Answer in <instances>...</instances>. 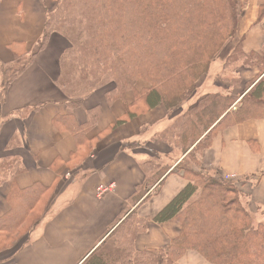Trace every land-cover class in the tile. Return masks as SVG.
<instances>
[{
    "label": "trees",
    "instance_id": "trees-1",
    "mask_svg": "<svg viewBox=\"0 0 264 264\" xmlns=\"http://www.w3.org/2000/svg\"><path fill=\"white\" fill-rule=\"evenodd\" d=\"M240 17L237 0H58L46 12L42 35L25 63L17 56L13 64L1 68V89L5 94L45 48L50 35L58 33L69 46L60 57L56 83L73 98L70 107H79L82 99L107 83L111 88L105 99L110 104L143 80L148 87L134 91L131 109L111 127L156 105L171 115L234 37ZM263 17L264 3L258 5L255 23ZM241 41L221 63L223 71L237 75L224 79L230 89L242 83L237 64L257 69L242 83L240 93H206L160 134L184 155L176 167L187 183L151 219L137 217L134 211L127 214L80 264H175L186 251L198 253L210 264H264V220H254L245 206L248 196L234 180L201 169V156L218 133L247 120L264 119V52L245 53ZM99 110L98 106L86 109V121L80 125L71 113L55 118V124L71 132L79 146ZM135 146L123 143V147ZM143 166L147 175L132 201L146 200L147 189L160 184L169 169L154 160ZM11 189L7 195L11 209L0 216V244L13 243L25 232V217L43 192L39 185L26 191ZM150 220L157 224L176 221L180 232L157 251L137 250L135 237L147 229Z\"/></svg>",
    "mask_w": 264,
    "mask_h": 264
},
{
    "label": "crops",
    "instance_id": "crops-1",
    "mask_svg": "<svg viewBox=\"0 0 264 264\" xmlns=\"http://www.w3.org/2000/svg\"><path fill=\"white\" fill-rule=\"evenodd\" d=\"M57 1L0 0V216L11 209L7 195L12 187L24 191L43 187L39 218L11 246L0 250V264H80L127 214L134 211L137 217L151 219L187 183L176 167L184 155L176 156L177 149L160 134L196 102L184 103L171 115L156 105L111 127L131 109L134 91L148 87L137 80L133 91L110 104L105 99L109 84L94 89L79 107L72 108L68 102L73 98L56 83L60 57L69 46L58 33L50 35L45 48L3 94L1 68L13 64L17 56L24 60L23 55H30L42 35L46 12ZM249 1V20L241 18L237 29L247 53L259 51L264 42V18L254 25L258 5L264 1ZM96 106L99 116L79 146L71 132L55 124V118L67 113L73 115L75 124H83L86 109ZM125 142L137 146L123 147ZM149 160L169 169L160 184L147 189L146 200L132 201L147 175L143 164ZM201 169L233 175L248 196L246 208L257 215L264 209V119L247 120L218 133L201 156ZM68 172L71 178L66 179ZM108 184L113 189L97 198L96 187ZM179 232L176 221L157 224L150 220L147 229L136 235L134 245L137 250L157 251ZM175 264L210 263L186 251Z\"/></svg>",
    "mask_w": 264,
    "mask_h": 264
},
{
    "label": "rangeland",
    "instance_id": "rangeland-1",
    "mask_svg": "<svg viewBox=\"0 0 264 264\" xmlns=\"http://www.w3.org/2000/svg\"><path fill=\"white\" fill-rule=\"evenodd\" d=\"M260 1L262 2L264 0H260ZM249 2H250L249 0H237V8H238V10L241 13L240 20H241V18L244 21L245 20H249V16H250L251 11L249 10V8L246 9V7L249 4ZM250 4H251V2H250ZM240 20H239V22L237 24V29L239 27ZM256 20H257V18H256ZM260 23L261 22H259V23H255L254 22V25H259ZM251 24H249V25H251ZM252 32L253 31H251L250 34ZM241 38H242V35H240L239 34V30H237L235 35H234V37L231 40H229L221 48V50L218 52V54H217V56H216V58L214 60L213 66L210 68L209 72L199 78V80L197 81V84H196L197 87H196L195 91L191 94V96H189V98L186 101H184L181 104V106L184 103H187V102L195 103L198 98H200L201 96H203L207 92H211V91L217 90L218 87H219L220 91H222V92H228L230 90L234 94L240 93V91L243 88V84L242 83L243 82H247L248 80H250L255 75L254 72L257 69L255 67H252V66H244V65H241L240 63L237 64L236 65V70L238 71V74L241 77V82L242 83L241 84L239 83V85H237L234 88L232 87V89H230L228 84L225 83L224 79L228 80L231 77H234V76L237 77V75H234L231 71H228V70L227 71H223L222 68H221V63L226 59V57L232 51V49L235 47V45L238 42H240ZM242 43H243V38H242V41H241V45H242ZM242 50H243V48H242ZM257 52H264V42H263L262 48L259 51H257ZM245 53H247V52H245ZM27 57H28L27 55H23L24 60L21 61V64L25 63ZM215 80H216V84H219L220 86H218V87L214 86V84H215L214 81ZM107 85H109V84L108 83L105 84V86H107ZM179 154H180V152H179V150H177V153L175 155L178 156ZM70 178H71V176H70ZM242 200H243V202L245 201V199H242ZM40 210H41V204L40 203H37L36 205L33 206V208L31 210H29V212L27 213V216L25 217V220H24V222L22 224L23 225V227H22L23 231L27 228V226L29 225L30 221H33V220H35L38 217ZM249 212L253 215L254 220H257V221L258 220H262V221L264 220V215L261 214L260 212H258L257 215L253 214V212H251V211H249ZM11 243L12 242L8 241L5 244H0V248L2 246H9V245H11Z\"/></svg>",
    "mask_w": 264,
    "mask_h": 264
},
{
    "label": "built area",
    "instance_id": "built-area-1",
    "mask_svg": "<svg viewBox=\"0 0 264 264\" xmlns=\"http://www.w3.org/2000/svg\"><path fill=\"white\" fill-rule=\"evenodd\" d=\"M70 174H66V177H69ZM233 177V176H231ZM114 185L113 184H109V185H99L96 188V196L98 198H101L106 192L110 191L111 189H113Z\"/></svg>",
    "mask_w": 264,
    "mask_h": 264
}]
</instances>
